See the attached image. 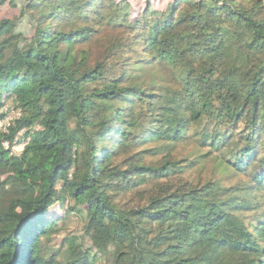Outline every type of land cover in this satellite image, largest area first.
I'll return each mask as SVG.
<instances>
[{"label": "trees", "instance_id": "trees-1", "mask_svg": "<svg viewBox=\"0 0 264 264\" xmlns=\"http://www.w3.org/2000/svg\"><path fill=\"white\" fill-rule=\"evenodd\" d=\"M38 1L0 19V264H264V0Z\"/></svg>", "mask_w": 264, "mask_h": 264}, {"label": "rangeland", "instance_id": "rangeland-1", "mask_svg": "<svg viewBox=\"0 0 264 264\" xmlns=\"http://www.w3.org/2000/svg\"><path fill=\"white\" fill-rule=\"evenodd\" d=\"M44 0H39L38 2H35L32 6H29V10L36 12L37 15H44L47 17V20L52 18L50 20V25L57 26L59 29L67 30L72 27H75V25L78 24V22H75V19L77 17L76 13L68 12L65 5H62V9L60 12H58L54 7L49 6L48 3H43ZM157 3H163L166 2V0H155ZM134 4H143L144 0H134ZM138 2V3H137ZM29 4V0H15V6L12 4L7 3L0 12V19H18L17 27L20 31H22L26 36H31L33 32V28L30 24L29 15H23L22 9ZM76 14V15H75ZM91 49L93 50V53L96 57V59H99L102 55V51L99 45V40L97 38L91 40L89 42ZM263 55L262 54H256L253 56V60L258 63L262 60ZM21 147L20 150H17V148L13 149V154L19 155L24 151L25 145L19 146ZM7 203V199L1 198L0 199V207H4ZM74 224H71L69 227L73 228Z\"/></svg>", "mask_w": 264, "mask_h": 264}, {"label": "built area", "instance_id": "built-area-1", "mask_svg": "<svg viewBox=\"0 0 264 264\" xmlns=\"http://www.w3.org/2000/svg\"><path fill=\"white\" fill-rule=\"evenodd\" d=\"M7 112L9 111L7 108L5 109ZM16 115H19V113L15 112V111H9L8 112V115L6 116L5 119H0V128H6V126L10 123V121L16 116ZM21 134V133H20ZM19 134V135H20ZM17 138H16V142H17ZM26 142L22 143V144H17V145H14L13 146V149L14 148H17L19 146H22V145H25ZM4 145L6 147H9V143L8 142H5Z\"/></svg>", "mask_w": 264, "mask_h": 264}, {"label": "bare ground", "instance_id": "bare-ground-1", "mask_svg": "<svg viewBox=\"0 0 264 264\" xmlns=\"http://www.w3.org/2000/svg\"><path fill=\"white\" fill-rule=\"evenodd\" d=\"M21 149V147H17V150H20Z\"/></svg>", "mask_w": 264, "mask_h": 264}]
</instances>
